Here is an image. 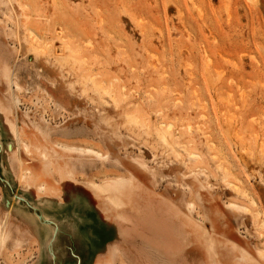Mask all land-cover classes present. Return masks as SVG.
<instances>
[{
	"label": "rangeland",
	"instance_id": "rangeland-1",
	"mask_svg": "<svg viewBox=\"0 0 264 264\" xmlns=\"http://www.w3.org/2000/svg\"><path fill=\"white\" fill-rule=\"evenodd\" d=\"M13 4L0 0V28L11 32L18 15L23 44L0 35L10 74L0 62V264L41 253L24 210L55 232L44 264H217L218 248L228 263H248V250L264 264V0ZM22 165L41 174L51 202L38 204ZM66 168L80 182L62 178ZM118 177L155 209L148 219L157 213L167 231L170 260L147 220L103 211L88 186ZM185 219L195 227L184 234Z\"/></svg>",
	"mask_w": 264,
	"mask_h": 264
},
{
	"label": "bare ground",
	"instance_id": "bare-ground-1",
	"mask_svg": "<svg viewBox=\"0 0 264 264\" xmlns=\"http://www.w3.org/2000/svg\"><path fill=\"white\" fill-rule=\"evenodd\" d=\"M7 2L10 3L11 8L14 10L15 6L13 4V0H7ZM23 8H24V4H23ZM16 17H17V20L15 22L14 29H12L11 32L8 33L5 30H3L2 28H0V35L1 36H3L4 34L5 35H11L12 38L15 40V42L19 43L20 46L22 47L23 44H22L21 27L19 25L18 15H16ZM28 33H29L30 37H32L33 35L37 36V34L31 28H28ZM39 39H41V38H39ZM31 40H32V38H31ZM32 45H33L32 46L33 49L37 50L36 45L34 43H32ZM16 50H17V52H19V50H20L19 47H17V45H16ZM4 53L6 54V49H5V45L2 44V45H0V62H1V70L3 71V75L6 77V76H10V74L8 72L9 57H8V55H5ZM10 80H11V83L14 82L13 79L10 78ZM18 100L19 99L16 96L13 97V102L15 104L18 103ZM9 110L11 111V108ZM6 117H7V115H6ZM7 119L9 121V117H7ZM8 123H9L10 131L13 134L15 133V135L20 140L21 136L19 134V131L16 128L15 129L12 128V123L10 121ZM24 150L27 153L32 152L31 144H29L28 142L24 141ZM99 154H101V153L99 152ZM42 155H43L44 159L46 160V158L48 157L47 154L45 152H42ZM18 156H19V160L21 161V163H23L24 159L22 157V153H19ZM24 164H25V162H24ZM22 168H24V173L22 175H23V177L25 179V182L28 183L29 185L35 184L36 188L38 190V193H40L39 194V198H38V204H47V203L51 202V199H50L51 198L50 196H52V195H50L51 193H49V194L46 193L47 190L49 189L47 187V185L44 182H37L41 178V174L38 171H34V170L30 169V168L27 169V168H25V166L23 167V165H22ZM61 174H62L61 177L64 178V179L65 178L71 179L74 183L80 182L77 179L73 169H71V168L64 169V171H62ZM132 182L133 181H132L131 178L127 179V178H124V177H118V178H112V179L108 178L106 180H102V182L93 181L92 183H90L91 186L90 185H88V186L91 188V190H92L93 194H95V196L104 198V200H103V205L104 206L102 207L103 211H110L111 210V211H113L116 214L117 217L127 219L126 216H124L126 214L125 213H121L120 210L121 211L122 210H128L129 212L132 211V213L134 214V216L137 219L138 223H143L144 224V223H146L145 221L147 220V222L150 225L149 227L151 229H153V231L155 232V234H153L155 236V238L153 239L152 242H153V244H154V242L156 243L155 246L163 254L161 259L162 260H170V257L168 256L170 252L167 250V248L170 246V244L168 243V241H169V239H167L168 236L167 235H166V237L164 236L165 229H164L162 224L157 222V220H156L157 219L156 218L157 217V213H156V215H153V216H151L150 219H148L149 213H153V212H156V211H155V209H152V207H149V206L144 205L143 203L139 202V200L137 198V194H136L137 192H136V189H135L136 185L134 186ZM75 188H76L75 190L77 191V193L80 192L78 187H77V185H75ZM59 204H62V201ZM175 209H176V212H178V210H177L178 208H175ZM179 211H180V208H179ZM174 213H175V211H174ZM129 214L130 213H128V215ZM21 215L27 221L28 220L30 221V224H31V226L33 228V231L36 233L35 235L39 236V234H40V237H42L40 240H37V241H40V243L38 242L39 245H40V248L42 247L41 248V253L38 256V259L33 264H44L45 254L43 252V248L45 246L47 247L49 245V243H51L53 241V237H54L55 232H54L51 224L49 222L45 223L44 220L37 213H31L30 211L24 210V214H21ZM160 215H159V217H160ZM175 215H177V214H175ZM128 218H130V217H128ZM130 220H131V218H130ZM128 221H129V219H128ZM105 223L109 224V221L107 219H105ZM161 223H162V221H161ZM186 223L187 224L188 223L191 224L190 225L191 227H195V223L192 222V219H188V220L185 219L184 223L182 222V225L179 224V225L182 226V229H181L182 231L184 229L183 228L184 224H186ZM5 224H6V218L3 220L2 224L0 225V251H1L2 247L4 246V241H5V239H4V237H5L4 236ZM262 224L264 226V222ZM178 228H180V227H178V226L176 227L177 234H178L176 236L182 237L181 239L185 242L186 238H185V236H183V232L185 234V231L180 232L181 230H179ZM105 229L107 230V234H109L111 232L110 228H107L106 226H105ZM118 230H119V227H118ZM121 231H123V229H121ZM169 233H171V232L169 231ZM165 234H167V231H166ZM107 238H109V236L103 237L104 240H106ZM216 240L220 242V240H218V239H216ZM183 241H181V242H183ZM149 242H151V241H149ZM167 245H168V247H167ZM177 247L178 246H176V248ZM179 247H182V246H179ZM173 248H174V243H173ZM169 249L171 250V248H169ZM217 250H219L218 251L217 264H234L233 260H231L229 263L226 262L227 255L221 248H218ZM246 251H247L246 260L250 264V261L253 260V259L250 256V252L248 250H246ZM166 252H167L168 255L166 254ZM260 255H262L261 252H260ZM149 257L152 260L156 256L150 255ZM101 259H102V257L99 258V260L97 261V264H102V263L103 264H116L114 262V260H113L114 259L113 257H110L109 259L104 260V261L101 260ZM255 262L260 263V261H257V260ZM177 263L179 264V262H177ZM248 263H245V264H248ZM200 264H207V263L206 262H204V263L202 262Z\"/></svg>",
	"mask_w": 264,
	"mask_h": 264
}]
</instances>
